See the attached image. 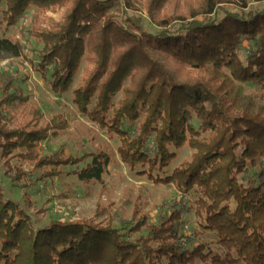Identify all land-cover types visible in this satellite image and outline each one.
<instances>
[{"label": "trees", "instance_id": "1", "mask_svg": "<svg viewBox=\"0 0 264 264\" xmlns=\"http://www.w3.org/2000/svg\"><path fill=\"white\" fill-rule=\"evenodd\" d=\"M252 2L264 0H5V8L0 0V62L22 56L19 43L4 35L28 9L71 5L49 30L34 16L27 31L42 46L41 79L64 95L84 63L83 85L72 93L76 110L119 138L117 153L130 172L171 185L181 196L196 191L191 211L199 227L215 235L218 250L189 247L193 239L182 234L189 209L181 202L156 224L137 200L125 204L132 212L120 229L109 209L98 206L96 217L106 222H51L35 232L0 187V264H264V103L244 89L250 82L264 94V10L245 13ZM142 3L155 33L137 16L124 14L117 22L110 14L122 4L137 11ZM244 42L251 46L242 61ZM13 84L0 76L4 176L13 184L32 175L52 179L61 168L90 160L74 175L99 181L110 164L103 151L82 158L41 155L39 143L57 137L67 122L57 116L43 126L40 111ZM186 145L190 161L165 174L176 158L171 150ZM249 169L256 170V183L244 185L239 177Z\"/></svg>", "mask_w": 264, "mask_h": 264}, {"label": "rangeland", "instance_id": "2", "mask_svg": "<svg viewBox=\"0 0 264 264\" xmlns=\"http://www.w3.org/2000/svg\"><path fill=\"white\" fill-rule=\"evenodd\" d=\"M70 6L68 3L63 7L46 12H39L35 8L28 9L20 21L8 29L4 35L10 41L19 43L22 56L16 60L1 61L0 76L7 75L13 78L12 88L21 90L25 96L29 97L30 105L41 113L43 126L49 124L57 116H62L67 122V127L57 137H50L39 143L42 156L62 153L66 158H82L85 155L103 151L110 157V164L99 181H80L74 175L85 168V165L90 162L88 160L76 166L61 168L62 174L52 179L36 181L37 175H32L28 181L13 184L4 176L3 161L0 159V187L5 201L14 203L29 217L35 232L48 227L51 222L67 223L81 219L93 220L96 223L106 222V216L96 217L95 211L98 206L109 209L108 213L114 221L113 226L120 229L121 224L129 220L132 212V206H125V204L127 202L136 203L137 200L138 204H143L141 213L148 216V222L156 224L168 209L174 207V203L181 202L179 207L183 205L185 209H189L182 216V234L190 236L194 241V245L189 247L204 244L218 251L215 235L202 230L191 211L199 198L196 191L181 196L171 185H157L144 176H137L134 172H130L117 153L120 145L119 138L100 129L96 123L91 122L76 110L72 103V93L83 85L84 63L81 64L70 89L64 95L54 94L41 79L38 64L42 46L30 39L27 31L34 16L38 17L37 24L40 28L49 30L52 25L62 22ZM2 7L5 8V0H2ZM136 10H126L122 4L120 8L112 9L110 14L117 22H121L124 14L137 16L147 31L155 33L157 29L149 20L143 3L139 4ZM263 10L264 3L252 2L244 12ZM250 46L247 42L242 44L239 52L242 61H245ZM244 89L247 94L260 96L262 100L259 102L264 103V94L253 83L245 84ZM120 98H122L121 93L114 99V103ZM94 105L95 99L90 109ZM191 125L197 130L199 122L194 118ZM171 151L176 154V158L164 171L168 175L175 168L189 162L192 155L187 145L179 150L172 149ZM16 162L17 160H11V164ZM17 164L24 171H30L32 168L26 162ZM239 181L244 185L248 182L256 183V170L249 169L239 177Z\"/></svg>", "mask_w": 264, "mask_h": 264}]
</instances>
